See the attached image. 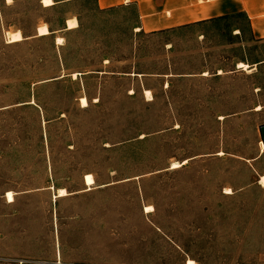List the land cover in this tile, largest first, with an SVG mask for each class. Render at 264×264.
Returning <instances> with one entry per match:
<instances>
[{
  "label": "rangeland",
  "instance_id": "rangeland-1",
  "mask_svg": "<svg viewBox=\"0 0 264 264\" xmlns=\"http://www.w3.org/2000/svg\"><path fill=\"white\" fill-rule=\"evenodd\" d=\"M41 1L0 0V264H264V65H236L264 43L245 18L238 38L140 36L133 9Z\"/></svg>",
  "mask_w": 264,
  "mask_h": 264
},
{
  "label": "crops",
  "instance_id": "crops-1",
  "mask_svg": "<svg viewBox=\"0 0 264 264\" xmlns=\"http://www.w3.org/2000/svg\"><path fill=\"white\" fill-rule=\"evenodd\" d=\"M74 1L76 0H54L55 5L51 7H45L43 4V0L41 1V3L44 9L48 10V9H56L58 7H63ZM94 1L96 3V8L99 13H105L107 11L116 10V9H127V10L133 9L136 17L133 31L136 34H139L140 36L146 35V33L156 34V33L175 31L183 28L194 27L195 25H199L203 23H218L222 21H227L232 24L233 26L232 28H234L235 36L238 38L243 34V29L238 26H235L234 22H236V20H239L240 18H245L251 36L255 40L257 39L260 42L264 43V0H94ZM6 2L8 3L7 0ZM70 19H76L78 21L79 24L78 28L73 30L69 29L68 21ZM44 25H47L50 31V35L39 36L38 29L41 27L39 26L37 29V34L34 36L26 37V39L45 38V37L57 35L56 30H52L49 23H46ZM80 28H81L80 19L77 16L72 15L64 20L59 30L60 32H75ZM58 38H63V37H56L55 42L57 45H58L57 43ZM26 39L24 37V41ZM58 46H64V44ZM241 63L247 64L250 68V70H244V71L251 72V70L254 69L258 70V68L263 66L264 60L252 64H250L248 61L238 62L236 64L238 69H241L239 68V65ZM63 66H65L64 63ZM91 73L105 74V72L103 71H97ZM79 75H81L80 72L77 73V76ZM222 75L223 72L221 71L219 73V76ZM85 76L87 75L85 74ZM63 77L64 76H61V78ZM152 94L153 93H151V96ZM153 97L152 100L150 101L154 100ZM86 98L88 99V97ZM262 110L263 108L261 107V110L258 111H262ZM60 198H65V197H60Z\"/></svg>",
  "mask_w": 264,
  "mask_h": 264
},
{
  "label": "bare ground",
  "instance_id": "bare-ground-1",
  "mask_svg": "<svg viewBox=\"0 0 264 264\" xmlns=\"http://www.w3.org/2000/svg\"><path fill=\"white\" fill-rule=\"evenodd\" d=\"M7 1H8V3H12V0H7ZM43 4L45 7H51V6L55 5V2H54V0H43ZM38 34H39V36L50 35V31H49L47 25L41 26L38 29ZM7 36L9 39V44H16V43H20V42L24 41V38H23L22 33L20 31H18L17 33H8ZM63 42H64L63 38L57 39L58 45H62ZM239 68L244 69V70H249V66L247 64H244V63H241L239 65ZM205 76H207V74H205ZM76 77H77V75H75V78ZM146 95L150 97L149 100H152V96H151V93L149 91L146 92ZM80 102H81L82 108H88L89 107V102H88L87 98H82L80 100ZM257 110H261V107H258ZM260 146H261L262 152H264V145L262 142H261ZM179 167L180 166L177 165V163H176V164H174L173 169H178ZM85 183H86V186L88 187V190H91L92 187L95 185L94 177L92 175H86L85 176ZM261 183H262V185H264V177L261 178ZM227 193L232 194L230 189H227ZM68 195L69 194L65 189H59L57 192V197H59V198L60 197H66ZM6 198H7L9 204H13L15 202V194L13 192H8ZM145 211H146V214H150V213L154 212V208L152 206H148V207H146ZM188 264H196V263L192 260H189Z\"/></svg>",
  "mask_w": 264,
  "mask_h": 264
},
{
  "label": "water",
  "instance_id": "water-1",
  "mask_svg": "<svg viewBox=\"0 0 264 264\" xmlns=\"http://www.w3.org/2000/svg\"><path fill=\"white\" fill-rule=\"evenodd\" d=\"M259 131H260V136H261V142L264 145V125L260 126Z\"/></svg>",
  "mask_w": 264,
  "mask_h": 264
}]
</instances>
